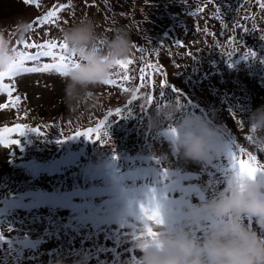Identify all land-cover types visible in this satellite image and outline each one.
<instances>
[{"label":"rangeland","instance_id":"rangeland-1","mask_svg":"<svg viewBox=\"0 0 264 264\" xmlns=\"http://www.w3.org/2000/svg\"><path fill=\"white\" fill-rule=\"evenodd\" d=\"M219 1L225 3L222 9L216 0H39V7L22 0H0V30L12 49L25 50L24 41H59L67 28L91 20L102 50L117 31L126 33L131 41L126 59L133 61L127 69L128 81L122 79L124 70L115 67L111 78L117 84L90 86L71 104L65 94V77L54 72H21L4 79L12 86V100L20 99L12 104L6 92H0V104L8 105L0 108V128L27 124L44 135L12 133L10 138L19 139V144L0 145V235L11 242H0L3 264H127L129 255L141 258L137 249L126 251L132 247L130 236L141 226L140 220L128 217L123 227L116 224L129 211L139 215L137 205L129 209L117 196L120 188L136 191L151 183L148 176L129 175L137 170L158 173L156 179L162 183L155 185L157 198L163 184L177 179L171 175L175 172L189 175L180 181L185 188L201 189L203 201L195 192L188 196L193 205L223 190L226 184L212 185L225 178L214 166L226 167L224 156L214 157L211 163H186L171 151L170 140L157 135L163 125L174 123L165 122L158 130L147 126L160 105L179 100L182 111L210 117L224 136L264 163V152L246 139L251 134L249 113L264 105V49L255 47L264 36V9L257 0ZM64 4L69 7L59 12L60 22L34 24L23 40L18 39V21L33 23ZM247 50L255 56L243 57ZM26 51L34 54L37 50ZM228 52H232L231 58ZM45 62L51 58L37 63ZM25 66H33V62ZM141 68L145 69L143 81ZM162 79L165 88L160 87ZM161 91L165 96L159 95ZM133 92L137 99L128 105ZM149 94L152 104L147 103ZM117 107L122 109L120 116L107 115ZM105 118L99 140L95 135L91 139L75 136L76 131L95 127ZM164 169L169 170L167 179L162 175ZM181 195L171 193L175 199ZM149 197L146 193V206ZM132 224L136 229L129 227ZM20 244H35V248L21 250ZM97 246L107 251H97Z\"/></svg>","mask_w":264,"mask_h":264},{"label":"clouds","instance_id":"clouds-1","mask_svg":"<svg viewBox=\"0 0 264 264\" xmlns=\"http://www.w3.org/2000/svg\"><path fill=\"white\" fill-rule=\"evenodd\" d=\"M28 30L26 21H18L15 25L20 40ZM61 38L80 58L78 66L72 67L65 77L69 104L81 98L90 86L109 78L115 62L125 60L131 51L130 38L121 31L104 42L102 51H96L98 37L91 20L67 28ZM15 60L11 42L0 30V72L8 71ZM165 122L175 124L178 134L174 141H170V149L186 163L207 162L222 151L224 133L210 117L194 111L184 112L176 101H172L155 111L147 120V126L158 130ZM248 124L250 129H255L252 134L257 143H264V105L249 113ZM222 192H225L223 196L195 205L196 209H203L217 220L202 240L192 239L183 228L174 234L162 235L158 239L170 251L155 247L141 250L144 264H264V243L241 221V217L252 216L264 224V188L258 181L244 176L239 181L234 180L231 187ZM145 195L142 189L128 191L120 188L117 191L118 198L127 207L143 202ZM184 211L191 213L193 210ZM229 213L230 219H223Z\"/></svg>","mask_w":264,"mask_h":264},{"label":"snow or ice","instance_id":"snow-or-ice-1","mask_svg":"<svg viewBox=\"0 0 264 264\" xmlns=\"http://www.w3.org/2000/svg\"><path fill=\"white\" fill-rule=\"evenodd\" d=\"M25 5H36L40 6L39 0H22ZM260 8L264 9V3L261 0H257ZM69 7V5H58L54 6L52 10L48 11L44 16L36 18L33 23L28 24V28L32 29L34 24H57L59 21V12L63 9ZM218 11V10H217ZM219 18V16H217ZM207 31V29H205ZM261 40H264V36L260 37ZM230 42H233L230 40ZM23 51H17L15 48L12 51L16 54V60L10 65L8 71L0 72V92H6L9 101L12 104H15L19 101L20 97L16 96L15 100H12L13 90L12 86L4 83L5 78H12L18 73H50L54 72L62 77H66L68 72L72 67L78 66L80 62V58L77 56V53L74 49L70 48L67 43L63 41V39L57 40H45L41 43L34 42H23ZM27 49H36L35 53H30L26 51ZM96 51H102L100 47H96ZM228 57L231 58L232 52L227 53ZM249 56H255V53L251 50H247L244 52L243 57L247 58ZM41 58H51V62L45 63H37ZM33 62V66H25L26 62ZM133 61L131 59L125 60H117L115 62V67L124 70V74L122 75V79L124 81H128L130 77L127 75L128 66L131 65ZM264 63V61H262ZM232 65L229 64V67ZM149 68L153 69L156 72H159V69L156 68L155 65L149 64ZM141 72V81L144 80L143 73L145 72L144 68L140 69ZM113 73L110 74L109 78L103 80L101 83L105 85H115L117 84V80L111 78ZM116 75H120L116 73ZM151 82L149 78V83ZM160 87H167L166 81L161 80ZM123 91H128L127 88L122 89ZM171 92L179 93V89L171 88ZM161 97L165 96V93L161 91L159 93ZM137 99V95L135 92L132 93V100L128 101V105H131L132 101ZM147 103H153V97L151 94L147 96ZM177 105L180 106L179 100H177ZM162 106V105H160ZM8 107L7 104H0V108ZM141 107H144L141 105ZM181 107V106H180ZM122 109L117 107L115 109V113L111 110L108 112V116H112L115 114L116 116H120ZM128 115H131L129 111ZM105 120H100L96 123L95 127H89L84 131H76V137H84L85 139H91L93 135L97 140L100 139L101 129L105 127ZM255 129H250L249 135H247L246 139L255 144L260 152H264V143H257L252 133ZM34 133L38 136H43L44 133L40 131V129L35 127H29L27 124H16L15 127H3L0 128V145L4 147H9L11 145H18L19 139L10 138L12 133H16L18 136L22 137L26 133ZM178 130L173 125H163L160 130L157 132V135L168 139L170 141H174L177 137ZM103 135L105 137L108 136V132L104 131ZM73 136H69L68 138H72ZM223 148L219 155L215 156L216 159H220L221 156H224L227 160V166L221 167L219 165H214L217 167L218 171H222L224 173V180L216 179L213 182V185L216 183H223L226 186L223 188L225 191L227 187H231L234 180L239 181L242 177L247 176L251 180H256L260 183L261 187L264 188V163H259L257 160V155L252 152H247L243 147H241L235 140H233L230 136H224ZM242 156H246L247 159L241 158ZM115 159V157H113ZM213 158L209 159L207 162L211 163ZM136 174L148 176L151 183L145 185L141 188L145 193H150L149 204L146 206L145 202L138 203L139 215L137 216L136 212L129 211L127 217H121L116 224H119L120 227H123L125 224V220L128 217H135L140 220L141 226L138 230L133 231L131 233L130 239L132 241V247L127 248L126 251L131 253L134 249H137L141 252V250L147 249L149 247H155L162 251H170L167 249L165 245L158 239L162 235H171L174 234L178 229H187L189 235L192 239L196 241H200L204 238V236L211 230L213 224L217 222V220L211 217L209 214L204 212L203 209H196V206L191 204L188 200V196L195 192L200 196V199L203 201V193L201 189L196 188L195 186L190 185L188 188H185L180 181L189 179L188 174L181 175L180 172L171 173V175L177 177L175 180H171L169 183L163 184L162 188L159 192V198H157V188L155 185L162 181H157L156 176L158 173H130V176H134ZM163 178L167 179L169 177V170L164 169L162 172ZM122 179V178H121ZM241 189H243V185H241ZM181 192L182 195L179 199L172 198L171 193L173 192ZM225 192L217 191L214 193L213 198L218 196H223ZM129 209H131V204L129 205ZM190 209L193 210L191 213H186L184 210ZM231 213L223 219H230ZM242 223H246L248 229L250 231H255L260 238V242L264 243V232H261L260 229L264 228V224L260 221L253 220L252 216L241 217ZM222 222V220H221ZM254 225H258L256 230H254ZM133 229H136V225H129ZM158 229H164V231H158ZM11 231V229H9ZM110 238V237H109ZM108 238V239H109ZM116 239L119 243L118 237H111ZM0 242H8L3 235H0ZM21 250L23 249H33L35 248V244H20ZM9 253H11L12 249L9 248ZM97 251H107L103 246H97ZM16 259L19 260V255L16 256ZM87 259V257H86ZM206 259V258H205ZM0 264H3V260L0 259ZM10 264V262H9ZM127 264H144L143 260L140 257L129 255V260Z\"/></svg>","mask_w":264,"mask_h":264},{"label":"trees","instance_id":"trees-1","mask_svg":"<svg viewBox=\"0 0 264 264\" xmlns=\"http://www.w3.org/2000/svg\"><path fill=\"white\" fill-rule=\"evenodd\" d=\"M215 3H217V7L219 8V9H222V7H224V5H225V3H223V2H220L219 0H216V2ZM196 6H197V4H196ZM199 11V8L197 9V12ZM224 25V24H223ZM225 27H227L228 26V24H227V22H225ZM221 27H224V26H222L221 25ZM224 27V28H225ZM256 46H259V49H264V40H261L260 38H259V40H258V42H257V44L255 45V47ZM35 50V49H34Z\"/></svg>","mask_w":264,"mask_h":264}]
</instances>
